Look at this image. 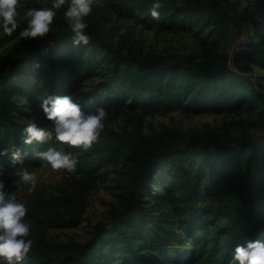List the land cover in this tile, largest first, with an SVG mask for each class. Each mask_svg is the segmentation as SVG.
<instances>
[{
    "label": "trees",
    "instance_id": "obj_1",
    "mask_svg": "<svg viewBox=\"0 0 264 264\" xmlns=\"http://www.w3.org/2000/svg\"><path fill=\"white\" fill-rule=\"evenodd\" d=\"M229 6V0H162L160 15L153 17L148 12L151 0H103L96 2L86 17L91 37L87 44H73L66 22L42 39L19 35L26 22H20L9 35L20 39L0 54V149L21 146L23 161L28 164L36 163L39 158L34 153L49 143L63 145L65 151L78 156L76 170H66L70 179L58 187L57 194L47 197L34 190L29 195L25 218L30 221L29 235L34 243L20 264H181L195 258L198 248L194 246L202 249L205 233L211 229L213 264H234L237 243L249 238L264 241V132L237 138L234 143L222 140L212 130L193 132L177 145L165 139L168 129L146 136L141 128L143 116L157 110H224L246 102L247 110L264 115V91L246 74L252 65L264 68V48L257 43L238 46L231 55L233 66L226 54L218 62L195 58L168 61L156 53L124 51L105 39L102 29L118 14L148 28L211 26L221 35L225 22L236 20ZM248 12L253 18L264 19V0H252ZM258 30L256 35L264 38ZM83 54L87 55L84 60ZM100 56L109 62L108 71L75 99L84 111L102 105L107 114L117 116L127 110L132 127L122 132L103 129L87 148L55 139L23 144L21 129L29 121L22 115L34 110L38 123L50 124L40 97L60 94L59 86L69 83L74 75L92 74ZM126 99L130 101L125 103ZM22 105L30 110L21 111ZM120 157L131 164L132 171L127 196L112 221L97 222L93 235L74 250L52 247L40 230L77 226L84 218L86 194L100 175L98 170ZM19 164L11 162L8 153L0 154V172ZM159 169L163 175H158ZM214 176L216 184L212 185ZM224 177L231 178L247 196L245 211L232 203L230 189L218 185V179ZM158 187L162 193L157 192ZM145 194L154 196L158 205L170 207L185 236H171L163 230L164 224L157 221ZM208 196L214 198L212 203L199 204ZM201 229L206 232L197 234ZM186 240L195 245L181 247Z\"/></svg>",
    "mask_w": 264,
    "mask_h": 264
},
{
    "label": "rangeland",
    "instance_id": "obj_2",
    "mask_svg": "<svg viewBox=\"0 0 264 264\" xmlns=\"http://www.w3.org/2000/svg\"><path fill=\"white\" fill-rule=\"evenodd\" d=\"M103 0H97V2ZM126 3H133L138 0H118ZM240 1V3H239ZM252 0H229L232 15L236 16V20L230 18L223 25L221 35L215 34L211 26L199 28L197 26L189 30H167L158 29L156 27H145L143 24H136L133 20L126 16L114 14L108 21L102 25L103 35L105 39L113 45L122 48L124 51L132 52H151L165 57L168 61L183 59H205L207 61L218 62L223 55L230 57L228 63L231 62V55L238 46L255 45L264 48V38L256 35L257 29L264 35V19L259 16L254 18L248 12V5ZM235 2H238L235 7ZM52 0H20L18 10L20 22H26L24 13L29 7H48L51 6ZM67 5H65L66 7ZM247 9V10H246ZM64 23L65 18L63 10H58L57 16L54 18L52 28L43 36H37L42 39L50 35L60 23ZM20 37H10L9 34L0 30V54L6 53ZM205 47V48H204ZM87 55L83 54L85 59ZM109 62L100 56L97 63L93 65L92 74L74 75L69 83L60 85V94L71 93L74 98L82 95L87 89L95 84L109 69ZM85 65L83 66L84 69ZM82 69V70H83ZM86 67V71H88ZM85 72V70L83 71ZM252 76L254 81L259 82V88L264 91V68L259 65H252V70L246 72ZM130 101L126 99L125 103ZM246 102L242 105L224 109H204L200 111L173 109V110H157L147 113L142 118L141 128L146 136L152 135L157 131L168 129L165 139L172 141L174 144H183L191 133L199 132L206 134L209 130L218 132L220 138L224 141L234 143L237 138L256 136L264 132V115L258 113L257 110H247ZM21 111H29V106L22 105ZM130 112L125 110L120 115L107 114L104 120V129H114L123 131L130 129L132 122L128 117ZM38 119V113L31 110L30 114H23L22 118L30 121V118ZM42 125H48L44 123ZM263 151V149H262ZM27 166L29 170L37 173V185L35 190L40 191L43 195L51 197L58 192V187L66 184L70 176L66 169H54L47 162L38 160L36 163H25L24 161L18 167ZM12 168L8 167L5 170ZM4 170V171H5ZM132 171V166L122 157L116 161L100 168L99 176L95 179L92 189L87 192V205L83 220L74 227L65 228H46L44 230L46 239L52 247L61 246L63 249L74 250L78 244L87 241L94 231V225L97 222L109 223L112 221L114 212L123 205L124 198L128 193L129 181L128 177ZM163 170H158V175H163ZM14 170L6 171V185L9 189L14 190L19 199L27 202L29 195V186L19 177L12 175ZM3 173V172H1ZM217 177L212 179V185L216 184ZM15 181V182H14ZM220 187H225L231 191V201L234 205L241 208L242 211L247 209V196L240 192V188L236 186L231 178L224 177L217 181ZM158 193H162L161 187L157 188ZM264 193V192H263ZM262 193V194H263ZM147 205H151V211L157 216L163 226V230L167 234L174 236L175 233L181 237L185 236V232L177 222V218L172 216L169 206L158 205L157 199L145 194ZM214 198L211 196L204 197L199 204L207 205L212 203ZM264 201V195L262 196ZM155 207V209H154ZM157 208V209H156ZM154 209V210H153ZM264 215V210H261ZM225 220V217H222ZM165 227V228H164ZM204 229L198 230L197 234L204 232ZM213 231L208 230L205 233L207 239L200 249L198 244L194 246L191 240L180 243L181 247L187 248L194 246L198 248V254L193 260L182 262L181 264H213L214 260L210 256V247L212 244L210 236ZM186 250V249H185ZM110 264H120L115 261ZM165 264V263H159ZM174 264V263H166Z\"/></svg>",
    "mask_w": 264,
    "mask_h": 264
},
{
    "label": "clouds",
    "instance_id": "obj_3",
    "mask_svg": "<svg viewBox=\"0 0 264 264\" xmlns=\"http://www.w3.org/2000/svg\"><path fill=\"white\" fill-rule=\"evenodd\" d=\"M20 0H0V30L11 35L20 25L18 10ZM97 0H52L48 7H29L24 13L26 26L19 35L21 37L43 36L52 28L58 10L63 15L70 30L74 45L87 44L90 34L87 31L86 17L92 12ZM162 0H151L148 9L151 16L160 15ZM65 5H67L65 7ZM40 107L50 124L42 125L36 118L21 129L23 144H32L55 139L67 145H78L87 148L97 141L104 129L107 110L98 105L94 111H84L80 102L71 93H47L40 97ZM8 153L11 162H23L24 151L21 146L12 145L0 149V154ZM34 155L47 162L54 169L75 171L78 156L72 151H65L63 145L49 143L46 148L37 150ZM29 186L34 191L37 185V173L27 166L16 167L14 177ZM15 182V181H14ZM27 203L19 199L14 190L9 189L6 181L0 178V264H20L29 253L34 241L30 237L31 224L26 219ZM234 264H264V241L249 238L243 243H237L233 249Z\"/></svg>",
    "mask_w": 264,
    "mask_h": 264
},
{
    "label": "built area",
    "instance_id": "obj_4",
    "mask_svg": "<svg viewBox=\"0 0 264 264\" xmlns=\"http://www.w3.org/2000/svg\"><path fill=\"white\" fill-rule=\"evenodd\" d=\"M15 168H9V169H7V170H5V171H1V172H3V173H1L0 172V178H3L4 180H5V178H8V177H6L4 174H5V172L6 171H11V170H14ZM12 175H14V173L12 172Z\"/></svg>",
    "mask_w": 264,
    "mask_h": 264
}]
</instances>
